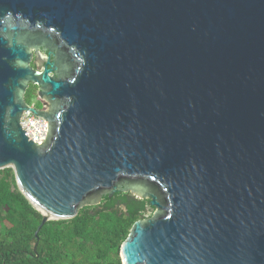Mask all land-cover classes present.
<instances>
[{
	"label": "water",
	"instance_id": "95a60500",
	"mask_svg": "<svg viewBox=\"0 0 264 264\" xmlns=\"http://www.w3.org/2000/svg\"><path fill=\"white\" fill-rule=\"evenodd\" d=\"M4 168L35 235L129 192L122 264H264V0H0Z\"/></svg>",
	"mask_w": 264,
	"mask_h": 264
},
{
	"label": "trees",
	"instance_id": "16d2710c",
	"mask_svg": "<svg viewBox=\"0 0 264 264\" xmlns=\"http://www.w3.org/2000/svg\"><path fill=\"white\" fill-rule=\"evenodd\" d=\"M36 88L30 84V103ZM148 199L129 192L104 196L71 219L48 220L19 191L11 168L0 170V264H122L119 248Z\"/></svg>",
	"mask_w": 264,
	"mask_h": 264
},
{
	"label": "built area",
	"instance_id": "2783aa9c",
	"mask_svg": "<svg viewBox=\"0 0 264 264\" xmlns=\"http://www.w3.org/2000/svg\"><path fill=\"white\" fill-rule=\"evenodd\" d=\"M20 124L24 129L25 135L40 143L47 133V122L40 116L32 114L29 110H25L20 117Z\"/></svg>",
	"mask_w": 264,
	"mask_h": 264
},
{
	"label": "flooded vegetation",
	"instance_id": "af4514ba",
	"mask_svg": "<svg viewBox=\"0 0 264 264\" xmlns=\"http://www.w3.org/2000/svg\"><path fill=\"white\" fill-rule=\"evenodd\" d=\"M32 65L34 66V62H33V61H32ZM28 87H29V86H28ZM28 87H27V89H26L25 95H26V93H27ZM35 88H36V87H35ZM32 98H35V99H33V100L30 99V104H31L32 106H34V107H36V108H38V109H42V108L45 107V106H44L45 102L37 97L36 90H35V92H34V96H33Z\"/></svg>",
	"mask_w": 264,
	"mask_h": 264
},
{
	"label": "rangeland",
	"instance_id": "374dc122",
	"mask_svg": "<svg viewBox=\"0 0 264 264\" xmlns=\"http://www.w3.org/2000/svg\"><path fill=\"white\" fill-rule=\"evenodd\" d=\"M35 99V98H32V100ZM139 199V198H138ZM154 211V208L150 205H147L146 208H145V211H144V217H148L152 214V212Z\"/></svg>",
	"mask_w": 264,
	"mask_h": 264
},
{
	"label": "clouds",
	"instance_id": "9594fccd",
	"mask_svg": "<svg viewBox=\"0 0 264 264\" xmlns=\"http://www.w3.org/2000/svg\"><path fill=\"white\" fill-rule=\"evenodd\" d=\"M144 218V217H143Z\"/></svg>",
	"mask_w": 264,
	"mask_h": 264
}]
</instances>
